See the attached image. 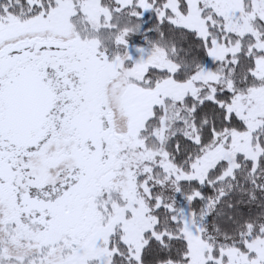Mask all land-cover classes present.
I'll return each instance as SVG.
<instances>
[{"label":"snow or ice","instance_id":"snow-or-ice-1","mask_svg":"<svg viewBox=\"0 0 264 264\" xmlns=\"http://www.w3.org/2000/svg\"><path fill=\"white\" fill-rule=\"evenodd\" d=\"M0 264H264V0H0Z\"/></svg>","mask_w":264,"mask_h":264}]
</instances>
